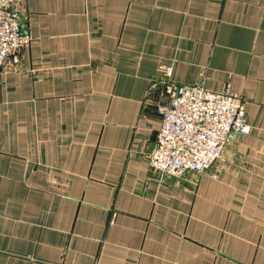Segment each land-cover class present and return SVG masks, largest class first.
Here are the masks:
<instances>
[{
	"label": "crops",
	"instance_id": "1",
	"mask_svg": "<svg viewBox=\"0 0 264 264\" xmlns=\"http://www.w3.org/2000/svg\"><path fill=\"white\" fill-rule=\"evenodd\" d=\"M16 1L34 39L0 72V264H264V0ZM162 65L246 101L204 173L150 165Z\"/></svg>",
	"mask_w": 264,
	"mask_h": 264
},
{
	"label": "built area",
	"instance_id": "2",
	"mask_svg": "<svg viewBox=\"0 0 264 264\" xmlns=\"http://www.w3.org/2000/svg\"><path fill=\"white\" fill-rule=\"evenodd\" d=\"M22 22L17 1L0 0V72L8 65L17 68L34 39ZM161 70L166 98L157 106L161 126L149 155L150 165L178 179L204 173L223 157L234 133H250L246 101L230 83L214 91L203 82L174 81L172 65H162ZM210 176L217 178L218 173Z\"/></svg>",
	"mask_w": 264,
	"mask_h": 264
}]
</instances>
